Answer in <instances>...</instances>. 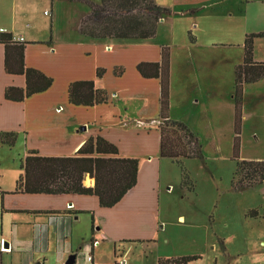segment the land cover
<instances>
[{
  "label": "crops",
  "instance_id": "0c3cea01",
  "mask_svg": "<svg viewBox=\"0 0 264 264\" xmlns=\"http://www.w3.org/2000/svg\"><path fill=\"white\" fill-rule=\"evenodd\" d=\"M51 1L52 29L51 38L48 39L34 36L33 32L26 27L22 28L21 24L17 27L12 18L13 11L6 8L9 6L7 0H0V33L6 34L5 36L11 35L14 43H23L26 68L35 69L52 80L47 90L26 97L22 101L5 99V90L9 87L24 90L25 77L5 72L6 46L0 43V133L12 131V126L18 122V113L14 111L23 112V105L13 104L22 102L30 107L38 105L25 115L34 124L33 131L30 132L33 141L26 150L25 157L29 151H36L38 155L46 157L76 156L86 140L100 136L113 144L118 151V155L106 157L138 159L136 184L110 208L101 207L96 196L17 193L8 196L27 197L20 199L21 201H14L15 204L5 207L4 210V192L0 191V264H66L71 259L74 264H84L89 255L93 264H118L123 261L126 264H139L136 259L142 257L140 261L146 260L148 255L145 246L158 236L156 227L149 226L141 218V213L150 206V199L154 194L153 188L147 187L148 171L139 159H144L142 157L145 155L140 156L132 146L131 149H122L119 140H114L109 135L111 131L109 126L125 116L119 114L122 113L119 109H100L99 119L97 116L92 120L82 119L81 116H87L82 112L87 111L80 110L82 108L76 109L68 102V86L73 82L93 81L96 89L103 90L108 95L105 104L122 99L138 105L131 119L136 123V129L140 128L137 129L139 132L142 128H148L152 121L159 124L162 119L159 79L143 78L136 67L139 63H160L161 49L168 47V119L176 121L172 114L177 106L179 110H188L189 102L198 107L203 103L216 104L218 100H223L227 104V95L232 94L233 101H230L226 113L215 109V112H211L223 121L227 122L229 119L232 123L234 70L243 62L244 40L248 35L258 32L249 29L248 23H252L260 13H263L264 2L239 0L236 9L228 8L227 12L231 14L222 12L224 16L230 17L231 23L220 35L221 31L218 29L204 27L211 21V15L217 9L215 6L217 1L154 0L157 5L170 9L171 15L160 20L153 38L131 42L109 38L93 39L81 34L80 22L90 12L88 6L80 4L81 2L78 4L82 11L78 17L69 20V22L74 20V23L63 24V29L58 33V25L62 20L57 8L61 9V6L71 1ZM88 1L98 3L100 0ZM249 3L257 5L250 8ZM179 24H182V27L178 26ZM160 34L165 36L164 40H158ZM223 35L228 37L224 38ZM259 38L253 39V60L264 62L263 58H257L255 54V44L261 42L257 41ZM44 47L47 49H41ZM46 54L49 56L45 66L34 58V55L41 58L46 57ZM114 55H121L130 61L129 67L117 60L104 63L103 59ZM91 56L95 59H91ZM73 58L77 59L76 63L73 62ZM120 67L123 73L117 76L115 72ZM98 69L104 70L100 77L97 76ZM10 109L13 111L11 115L14 116L6 117ZM151 113H154L153 117L149 116ZM58 123L61 125L58 126ZM104 126H108V129L105 130ZM159 129L156 131L158 143L156 154L159 158H166L159 155L162 135ZM144 160L149 161L150 158ZM93 185L94 180L91 185L84 186ZM22 200L31 203L24 205ZM37 211L48 213H35ZM8 215L10 218H6ZM180 219L183 217L180 216ZM5 242L8 248H5ZM139 252L141 254L138 255ZM177 258L159 256L154 263L158 264L159 259Z\"/></svg>",
  "mask_w": 264,
  "mask_h": 264
},
{
  "label": "rangeland",
  "instance_id": "374dc122",
  "mask_svg": "<svg viewBox=\"0 0 264 264\" xmlns=\"http://www.w3.org/2000/svg\"><path fill=\"white\" fill-rule=\"evenodd\" d=\"M215 1L217 9L214 8L215 13L211 15V21L204 27L218 29L222 35V31H225L223 29L231 23L230 17L224 16L222 12L231 14L227 12L228 8L236 9L239 0ZM51 3V0H7L9 6L6 8L13 11L12 18L17 27L21 24L22 28L26 27L34 36L50 39ZM69 3L61 6V9L57 8L62 20L58 25V33L63 29V24L67 25L70 22L73 24L74 20L70 22L69 20L78 17L82 11L79 7L82 3L78 4V1ZM255 5L257 4H248L250 8ZM258 17L252 23L248 21L249 29L258 30L257 34L264 32V11ZM177 24L178 22L176 26ZM178 26L182 27V24ZM164 39L165 36L160 34L158 40ZM257 41L261 42L255 44V54L257 58L264 60V37ZM48 56L46 54V57L40 58L34 55V58L45 66L48 63ZM92 58L95 59L94 56H91ZM103 60L106 64L111 60L115 62L117 60L128 67L130 64V61L121 55ZM76 61L77 59L73 58V62ZM231 95H227V104L223 100H218L216 104L203 103L199 107L189 102L188 110H179L178 106L175 107L172 116L176 121H182L197 138L203 156L202 160L179 157L177 162L170 158H159L156 154L158 128L178 149L185 147L195 151L197 144L189 142L181 130L163 120H160L159 124L152 121L148 128H142L137 132L140 128L136 129L137 125L131 116L136 113L138 105L133 102L121 99L93 107L74 106L76 109L82 108L80 110L87 111V114L81 111L87 115L81 116L86 120L88 118L92 120L96 116L99 119L100 109H119L122 112L119 114L125 116L123 119H117L112 127L109 126L111 128L109 135L114 140H119L122 149H131L132 146L140 156L145 155L142 158H150L149 161L139 158L148 171L147 187L153 188L154 193L150 199V206L141 213V218L149 226L156 227L158 236L145 246L148 255L146 260L140 261L142 257L136 259L139 264H155L154 260L159 256L194 257L197 264H264V182L243 191H234L231 188L236 168V162L232 159L233 122H230L228 116L226 122L211 114L212 111L215 112L214 109L226 113L232 100ZM13 105H23L24 108L23 114L14 111L19 116L18 122L12 126V131H9L16 136L14 145H0V191L4 192V210L5 207L15 204L14 201H21L20 199L27 197L8 194L14 191L15 182L22 172L21 164L26 150L33 141L30 132L32 133L34 124L25 115L38 107V105L30 107L22 102ZM12 113L10 109L5 116H14ZM149 116L153 117L154 113ZM127 118L129 119L126 120ZM59 125L61 123H58ZM107 127L103 128L107 130ZM240 139L239 160H264V78L244 86ZM92 180L89 181L88 176H85L82 183L89 186ZM22 202L24 205L31 203L28 200ZM252 211H256L253 217ZM5 215L6 213L4 217ZM180 216L183 219H180ZM7 217L10 218V215Z\"/></svg>",
  "mask_w": 264,
  "mask_h": 264
},
{
  "label": "trees",
  "instance_id": "16d2710c",
  "mask_svg": "<svg viewBox=\"0 0 264 264\" xmlns=\"http://www.w3.org/2000/svg\"><path fill=\"white\" fill-rule=\"evenodd\" d=\"M68 1H78L88 6L90 12L80 22V33L93 39L147 40L156 35L160 20L171 15L170 9L157 5L154 0H100L98 3L88 0ZM5 35L0 33V43L6 46L4 70L8 74L25 77L24 90L9 87L5 90V99L22 101L47 90L52 80L35 69L26 68L23 43H14L11 35ZM257 37H264V32L246 37L243 62L234 70L232 159L236 162V168L231 181L234 191H243L264 182V160H239L244 85L256 83L264 77V62L253 60V39ZM136 69L143 78L159 79L160 118L163 122H169L181 130L189 142L197 144L195 151L185 147L178 149L162 134L159 155L174 159L175 162L179 157L202 160L201 146L188 127L168 119L169 48L162 47L160 63H139ZM103 72V69H98L97 76H102ZM122 73L120 67L116 69L115 75ZM67 92L68 102L74 106L92 107L107 102V94L96 89L93 81L73 82ZM15 141L13 132L0 133V144L13 146ZM107 155H118L117 148L100 136L86 140L76 156L46 157L38 155L36 151H29L21 164L22 172L12 194L89 195L96 196L101 207H113L135 186L139 161ZM85 176L94 180L93 186H84L82 182ZM255 212L252 211V217L256 215ZM192 263H196L194 257L158 260V264Z\"/></svg>",
  "mask_w": 264,
  "mask_h": 264
},
{
  "label": "built area",
  "instance_id": "2783aa9c",
  "mask_svg": "<svg viewBox=\"0 0 264 264\" xmlns=\"http://www.w3.org/2000/svg\"><path fill=\"white\" fill-rule=\"evenodd\" d=\"M84 264H93V260H92L91 255H89V256L87 257L86 262H85ZM118 264H126V262L123 261V262H119ZM192 264H197V263H192Z\"/></svg>",
  "mask_w": 264,
  "mask_h": 264
},
{
  "label": "water",
  "instance_id": "95a60500",
  "mask_svg": "<svg viewBox=\"0 0 264 264\" xmlns=\"http://www.w3.org/2000/svg\"><path fill=\"white\" fill-rule=\"evenodd\" d=\"M88 179L90 180L91 178L88 177ZM5 248H8L7 242H5ZM66 264H74L73 259H71L70 261H68Z\"/></svg>",
  "mask_w": 264,
  "mask_h": 264
},
{
  "label": "bare ground",
  "instance_id": "6f19581e",
  "mask_svg": "<svg viewBox=\"0 0 264 264\" xmlns=\"http://www.w3.org/2000/svg\"><path fill=\"white\" fill-rule=\"evenodd\" d=\"M90 181V180H89ZM90 183V182H89Z\"/></svg>",
  "mask_w": 264,
  "mask_h": 264
}]
</instances>
